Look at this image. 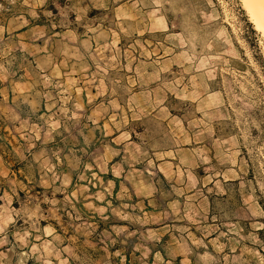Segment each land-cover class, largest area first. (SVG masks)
<instances>
[{
	"label": "rangeland",
	"instance_id": "obj_1",
	"mask_svg": "<svg viewBox=\"0 0 264 264\" xmlns=\"http://www.w3.org/2000/svg\"><path fill=\"white\" fill-rule=\"evenodd\" d=\"M127 263L264 264V33L243 0H0V264Z\"/></svg>",
	"mask_w": 264,
	"mask_h": 264
},
{
	"label": "bare ground",
	"instance_id": "obj_2",
	"mask_svg": "<svg viewBox=\"0 0 264 264\" xmlns=\"http://www.w3.org/2000/svg\"><path fill=\"white\" fill-rule=\"evenodd\" d=\"M243 7L256 30L264 33V0H243Z\"/></svg>",
	"mask_w": 264,
	"mask_h": 264
},
{
	"label": "trees",
	"instance_id": "obj_3",
	"mask_svg": "<svg viewBox=\"0 0 264 264\" xmlns=\"http://www.w3.org/2000/svg\"><path fill=\"white\" fill-rule=\"evenodd\" d=\"M253 32V31H252ZM255 32V31H254ZM255 39V43H256V38H254ZM127 264H130V263H127Z\"/></svg>",
	"mask_w": 264,
	"mask_h": 264
}]
</instances>
